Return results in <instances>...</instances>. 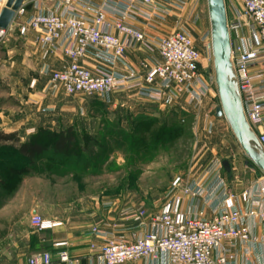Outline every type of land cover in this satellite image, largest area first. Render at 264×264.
I'll list each match as a JSON object with an SVG mask.
<instances>
[{"label":"built area","instance_id":"2783aa9c","mask_svg":"<svg viewBox=\"0 0 264 264\" xmlns=\"http://www.w3.org/2000/svg\"><path fill=\"white\" fill-rule=\"evenodd\" d=\"M29 3L16 11L7 29L0 28V48L15 28L20 36L35 35L33 41L43 60L52 53L70 59L62 69L44 65L42 73L49 80L43 94L62 91L111 104L114 93L135 91L162 108L195 114L203 109L212 91L205 74L214 62L212 35L211 29L201 33L202 52L192 32L200 17L190 12V0H32L28 9ZM225 3L231 60L245 116L264 148V0ZM170 16L175 26L169 34L148 31L159 28ZM132 48L156 51L161 60L146 58L138 70L128 61ZM89 61L95 64L90 66ZM212 110L216 108L209 113ZM223 169V160L213 159L196 176H176L157 212L143 204L123 207L122 218L139 228L131 239L94 226L89 234L99 241L90 243L97 257L90 264L161 258L170 264H239L237 244L251 237L247 218L264 221V177L256 190H245L238 197L229 191ZM238 200L248 208L242 209ZM31 223L40 231L64 225L62 220L39 215H33ZM55 247L60 262L80 263L70 256L68 241L57 242ZM51 263L50 252L28 259V264Z\"/></svg>","mask_w":264,"mask_h":264},{"label":"rangeland","instance_id":"374dc122","mask_svg":"<svg viewBox=\"0 0 264 264\" xmlns=\"http://www.w3.org/2000/svg\"><path fill=\"white\" fill-rule=\"evenodd\" d=\"M199 17L194 40L204 52L200 35L211 29L207 0H200ZM20 41L14 28L0 48V120L19 107L8 96V50ZM205 74L212 91L197 114L138 98L129 99L130 107L121 109L94 102L87 118L80 116L90 127L81 120L75 126L81 136H93L98 142L82 153V162L49 151L42 160L28 163L18 157V143H0V150L7 152L4 164L19 172L6 188L0 186V208L4 201L17 199L23 210L37 204L40 217L64 221L73 213L83 219L98 201L110 202L113 209L143 204L151 211L159 208L176 176H196L213 159L233 161L239 169L248 168L247 163L262 172L243 151L227 118H217L213 110L209 113L220 104L214 64L209 63ZM8 233L9 225L0 217V246Z\"/></svg>","mask_w":264,"mask_h":264},{"label":"crops","instance_id":"0c3cea01","mask_svg":"<svg viewBox=\"0 0 264 264\" xmlns=\"http://www.w3.org/2000/svg\"><path fill=\"white\" fill-rule=\"evenodd\" d=\"M95 1L99 2L101 0ZM159 1L165 3L168 0ZM199 3L200 0H190L191 13L199 14ZM200 21L193 26V36ZM139 23L144 24L142 21ZM174 26L175 18L170 16L159 28L148 29V31L154 35L163 36L173 31ZM34 38V34L26 37L21 36V41L8 50V64L11 65V74L8 76V96L19 103V107L11 109L6 115H2L0 133H16L21 142H24L41 128L59 131L76 126L77 122L81 120L80 116L87 118V111L94 105V102L121 109L126 106L130 107L129 99L135 100L138 98L142 101H149L139 97L135 91L114 93L111 104H106L98 98H88L80 95L69 96L62 91L55 94H43L49 80V77L42 73L44 65L57 70L67 66L71 61L67 56L56 53L50 54L47 59L43 60L41 53L34 44ZM12 52H17V55L11 56ZM146 58L161 60L159 53L156 51L151 53L132 48L128 52L129 63L138 70L142 69L141 63ZM89 64L93 66L95 63L89 61ZM81 123L86 127H90L88 120H81ZM3 142L7 141L0 140V143ZM230 166L228 171L223 169V176L228 182L229 191L238 197L245 190H256L260 180L264 177V173L259 172L256 167H249L247 163L248 168L245 169H239L233 161L230 162ZM20 203L21 201L17 199H10L4 201L0 208V217H3L4 222L9 225V233L0 246V264H28L30 257L43 252L52 254L51 264H66L60 262L58 248L55 247V244L61 241L69 242L70 256L78 258L80 260L79 264H90L91 260L94 262L97 260L96 255L90 249V243L99 241L89 234L94 226L113 230L118 235H124L130 239L136 232H139L136 222L126 220L120 215L124 206L113 209L109 205L111 203L106 201L96 202L91 214L85 213L83 219L78 218L77 215L79 214L73 213L65 221L62 220L64 221L63 226L40 231L31 223L32 216L40 213L39 205L33 204L23 210L18 206ZM237 203L244 210L248 208V205L240 200ZM158 209L149 211L157 212ZM206 213L209 216L211 215L210 211ZM247 224L251 230V237L247 243L237 244L238 263H264V221L259 218L248 217ZM116 225H118V229ZM131 264L170 263L165 258H161L158 260L142 259Z\"/></svg>","mask_w":264,"mask_h":264},{"label":"water","instance_id":"95a60500","mask_svg":"<svg viewBox=\"0 0 264 264\" xmlns=\"http://www.w3.org/2000/svg\"><path fill=\"white\" fill-rule=\"evenodd\" d=\"M2 0H0L1 2ZM32 0H8L0 11V28L7 29L24 2L31 9ZM211 24L213 64L220 104L216 107L217 118H227L233 134L248 158L264 173V148L256 133L248 123L236 72L231 60V36L225 0H207ZM225 170H230V162L223 161Z\"/></svg>","mask_w":264,"mask_h":264},{"label":"trees","instance_id":"16d2710c","mask_svg":"<svg viewBox=\"0 0 264 264\" xmlns=\"http://www.w3.org/2000/svg\"><path fill=\"white\" fill-rule=\"evenodd\" d=\"M0 140L18 143L17 155L28 163L42 160L49 151L61 155L66 160L79 163L84 161L82 153L87 152L90 145L98 144L93 136L87 134L81 136L75 126L59 131L41 128L24 142H21L16 133H0ZM6 153L4 150H0V160L2 161L0 163V186L4 188L10 185V180L16 173H19L10 166V163L4 164ZM24 169L26 167H23Z\"/></svg>","mask_w":264,"mask_h":264},{"label":"bare ground","instance_id":"6f19581e","mask_svg":"<svg viewBox=\"0 0 264 264\" xmlns=\"http://www.w3.org/2000/svg\"><path fill=\"white\" fill-rule=\"evenodd\" d=\"M2 4H3V5L5 4V0H2V1L0 2V6H1ZM2 8H3V7L0 8V11H1Z\"/></svg>","mask_w":264,"mask_h":264}]
</instances>
